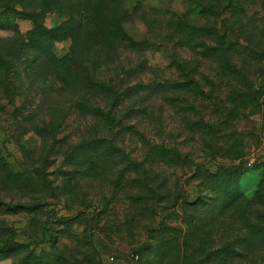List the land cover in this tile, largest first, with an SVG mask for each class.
I'll return each mask as SVG.
<instances>
[{
  "label": "rangeland",
  "instance_id": "rangeland-1",
  "mask_svg": "<svg viewBox=\"0 0 264 264\" xmlns=\"http://www.w3.org/2000/svg\"><path fill=\"white\" fill-rule=\"evenodd\" d=\"M98 1L0 0V264H264V0Z\"/></svg>",
  "mask_w": 264,
  "mask_h": 264
},
{
  "label": "trees",
  "instance_id": "trees-1",
  "mask_svg": "<svg viewBox=\"0 0 264 264\" xmlns=\"http://www.w3.org/2000/svg\"><path fill=\"white\" fill-rule=\"evenodd\" d=\"M98 3L102 6H105L104 9L106 11L95 13L94 17L92 19H89L86 24V27L90 29L89 33L92 34V37H90L92 40L91 46L98 44V41L100 39H103V37L106 38L107 42L109 41V44H107L108 46L112 44L110 42L112 38L119 39V41H126V39L122 36V32L120 33L121 29L118 30V22H113L114 15L110 12L111 6L108 5L111 3V0H99ZM121 22L122 21L119 20V23ZM53 39H56V37H53ZM66 63L67 62H63V64ZM260 220L262 221V223L255 224L254 226L256 233L255 235L257 236L256 240L258 241V244L264 243V220Z\"/></svg>",
  "mask_w": 264,
  "mask_h": 264
}]
</instances>
